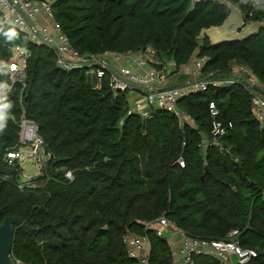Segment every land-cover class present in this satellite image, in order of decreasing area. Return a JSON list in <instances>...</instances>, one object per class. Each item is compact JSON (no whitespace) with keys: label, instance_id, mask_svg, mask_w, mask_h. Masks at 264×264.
<instances>
[{"label":"trees","instance_id":"trees-1","mask_svg":"<svg viewBox=\"0 0 264 264\" xmlns=\"http://www.w3.org/2000/svg\"><path fill=\"white\" fill-rule=\"evenodd\" d=\"M227 1L241 10L245 23L264 20V10L249 1ZM51 2L55 21L81 54L149 47L174 69L196 54L207 59L199 77L226 78L242 64L250 81L264 85V28L219 46L197 39L201 29L220 25L229 14L213 0ZM14 45L29 55L24 87L16 85L0 110V152L17 143L11 117L20 115L21 97L53 160L43 176L49 177L45 186L33 192L19 191L16 175L0 181V224L13 216L30 228L14 229L13 264H137L124 245L129 234L148 236L149 264H173L167 240L141 224L162 215L202 240L225 239L237 229L240 245L257 253L247 264H264V128L239 83L182 97L177 106L193 124L180 127L174 115L160 109H151L146 119L127 115V93L114 95L107 76L99 89H91L84 71H61L47 48L4 25L0 84L8 80L5 64ZM211 102L219 119L231 124L225 152L199 147L210 132ZM180 155L183 168L174 164ZM65 170L73 172L72 182L64 180ZM193 262L219 264L203 254Z\"/></svg>","mask_w":264,"mask_h":264},{"label":"built area","instance_id":"built-area-1","mask_svg":"<svg viewBox=\"0 0 264 264\" xmlns=\"http://www.w3.org/2000/svg\"><path fill=\"white\" fill-rule=\"evenodd\" d=\"M196 1L198 0H191L192 4ZM254 8L261 7L257 4ZM2 25L24 34L30 43L47 48L54 57L56 67L61 71H84L91 89H99L103 78L107 76L110 90L114 95L120 92L127 93L129 100L127 115L135 114L141 119H146L150 116L151 109H160L174 115L180 127L193 124L192 117L177 106L182 97L190 93L205 92L210 88L239 83L251 95L254 117L261 128H264V95L260 92L264 91V86L250 81L246 76L247 69L242 64L234 66L236 79L222 80L213 78V73L199 77L207 59L196 54L192 56L189 65H181L178 69H174L173 63L162 64L149 47L126 54L107 51L100 54H81L71 46L68 37L55 21L51 0H0V26ZM10 48L13 53L9 52L5 64L8 80L0 84V110L4 108L5 98L13 92L14 87L18 84L24 87L25 82L24 62L29 53L17 45ZM172 75L185 76L189 80L169 86V77ZM19 107L18 118L11 117V121L18 129L17 143L0 152V164L8 169L16 168V172L11 175L0 174V181L11 180V177L16 175V188L21 192H33L44 187L48 181L49 177L43 176L46 175L45 171L53 156L46 148L39 133V126L26 116L21 97ZM208 112L211 118L210 132L208 136L200 139L201 151L205 152L208 147L219 152L228 151L223 140L231 124H224L219 119L220 112L215 103H209ZM28 159L36 168L35 174L29 176L19 170ZM174 164L180 168L184 167L182 155L176 158ZM63 178L67 182H72L73 172L65 170ZM141 224L145 230L153 231L157 237L167 240L171 247L173 264H194L193 258L202 254L214 258L219 264H247L257 257L255 250L240 245L237 229L229 231L225 239L202 240L187 236L164 215L155 221H144ZM166 234L177 237L176 247L174 241L169 240ZM124 245L129 258L136 260L137 264H149L150 243L146 234H129L124 238Z\"/></svg>","mask_w":264,"mask_h":264},{"label":"water","instance_id":"water-1","mask_svg":"<svg viewBox=\"0 0 264 264\" xmlns=\"http://www.w3.org/2000/svg\"><path fill=\"white\" fill-rule=\"evenodd\" d=\"M229 10L228 16L218 26H211L200 30L197 39L207 38L211 46L240 42L253 35L260 28H264V20L245 23L241 10L227 0H213ZM264 10V9H263ZM6 47L3 46V53ZM260 91V90H259ZM264 95V91H260ZM16 168L8 169L0 164V174L11 175ZM28 231L19 218L8 216L0 224V264H13L11 249L14 229Z\"/></svg>","mask_w":264,"mask_h":264},{"label":"crops","instance_id":"crops-1","mask_svg":"<svg viewBox=\"0 0 264 264\" xmlns=\"http://www.w3.org/2000/svg\"><path fill=\"white\" fill-rule=\"evenodd\" d=\"M253 1V0H251ZM257 4H259V6L261 7L260 10H263L264 9V2H261V1H253V5L256 6ZM190 62L187 64L189 65ZM235 64V63H234ZM233 64V65H234ZM234 70H235V67H234ZM237 76H236V73L234 71V73L232 74V76H229V77H226V78H220L222 80H234L236 79ZM185 80H184V77H179L177 75H172L171 77H169V86H175V85H178L180 83H183ZM166 237L169 239V240H173L174 241V245L175 247L177 246V237L175 235H172V234H166Z\"/></svg>","mask_w":264,"mask_h":264},{"label":"rangeland","instance_id":"rangeland-1","mask_svg":"<svg viewBox=\"0 0 264 264\" xmlns=\"http://www.w3.org/2000/svg\"><path fill=\"white\" fill-rule=\"evenodd\" d=\"M245 1H246V0H241L242 3H245ZM247 1H249V2L253 5V1H251V0H247ZM257 1L264 2V0H257ZM262 11H263V10H262ZM8 51H9L10 53H13V50H12L11 48H9ZM259 85H260V86H264V85H262V84H260V83H259ZM19 170H20V172H23V173H24L25 175H27V176L32 175V174H35V172H36V168H35V166H34V163H33L30 159L26 160V161L24 162L23 166H21V167L19 168ZM21 179H23V178L21 177Z\"/></svg>","mask_w":264,"mask_h":264},{"label":"clouds","instance_id":"clouds-1","mask_svg":"<svg viewBox=\"0 0 264 264\" xmlns=\"http://www.w3.org/2000/svg\"><path fill=\"white\" fill-rule=\"evenodd\" d=\"M0 126H2V125H0Z\"/></svg>","mask_w":264,"mask_h":264}]
</instances>
